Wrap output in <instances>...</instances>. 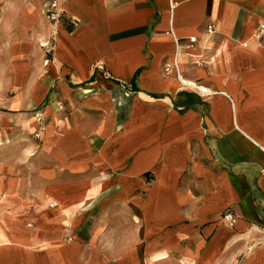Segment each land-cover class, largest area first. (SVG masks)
I'll use <instances>...</instances> for the list:
<instances>
[{
    "label": "crops",
    "instance_id": "0c3cea01",
    "mask_svg": "<svg viewBox=\"0 0 264 264\" xmlns=\"http://www.w3.org/2000/svg\"><path fill=\"white\" fill-rule=\"evenodd\" d=\"M49 1L0 0V264H264V0Z\"/></svg>",
    "mask_w": 264,
    "mask_h": 264
},
{
    "label": "built area",
    "instance_id": "2783aa9c",
    "mask_svg": "<svg viewBox=\"0 0 264 264\" xmlns=\"http://www.w3.org/2000/svg\"><path fill=\"white\" fill-rule=\"evenodd\" d=\"M43 14L45 16V18L52 24H57L61 18V7L58 3V1L56 0H51L49 2H47L44 6H43ZM208 33H213L215 32V28L213 26V24H209L206 28ZM258 37L260 38L263 33H264V24H261L258 29ZM197 44V37L192 36L188 39V41L185 44H179L177 43V49L175 52V56L172 58V60L170 61H166L163 64V71L166 75H175L177 77V79L180 81V83L183 86H187L190 88H193L203 94H205L206 92L199 90L201 87L198 86L196 83L191 82V81H187L181 78V73H180V65L178 62V56L180 54V49L183 48H194ZM44 47L46 48V52H50L51 47H49V44H45ZM195 64L196 65H202L204 64V61L196 59L195 60ZM5 194L0 190V200L2 198H4ZM54 203H51L50 206H54ZM222 219L229 223L230 225H233L235 220H236V215L233 214L231 211L226 212L225 214H223ZM238 264H241L240 262H238Z\"/></svg>",
    "mask_w": 264,
    "mask_h": 264
},
{
    "label": "rangeland",
    "instance_id": "374dc122",
    "mask_svg": "<svg viewBox=\"0 0 264 264\" xmlns=\"http://www.w3.org/2000/svg\"><path fill=\"white\" fill-rule=\"evenodd\" d=\"M45 48V47H44ZM37 116V121L39 122V128L40 127H42V125H41V123H43V121H42V119H41V117L39 116V115H36ZM15 124V123H14ZM3 127H6L7 126V124L4 122L3 124ZM10 127H13V125L12 126H10ZM9 126H7V128L10 130L11 128H10ZM40 131V130H39ZM39 131H37V132H39ZM36 132V134H38ZM29 138V137H28ZM27 138V139H28ZM27 139H25V140H27ZM16 154H17V152L16 151H14V150H3V151H1L0 150V158L1 157H3L4 159H7L8 161H10V160H12L13 162L15 161V157H16ZM9 164H11V162H8ZM14 170V166H12V167H6V168H0V174H12L13 171ZM0 190L3 192V193H5V191L2 189V188H0ZM5 197V196H4ZM2 200V199H1ZM0 200V201H1Z\"/></svg>",
    "mask_w": 264,
    "mask_h": 264
},
{
    "label": "bare ground",
    "instance_id": "6f19581e",
    "mask_svg": "<svg viewBox=\"0 0 264 264\" xmlns=\"http://www.w3.org/2000/svg\"><path fill=\"white\" fill-rule=\"evenodd\" d=\"M199 90H202V91H204V92L207 91V90H206L205 88H203V87H201ZM82 92H84V93H90L91 90H89V89H84Z\"/></svg>",
    "mask_w": 264,
    "mask_h": 264
}]
</instances>
